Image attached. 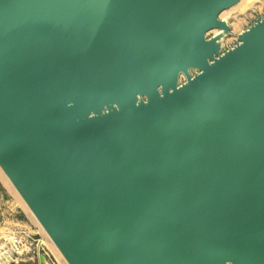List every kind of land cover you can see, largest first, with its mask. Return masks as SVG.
Instances as JSON below:
<instances>
[{"label":"water","instance_id":"1","mask_svg":"<svg viewBox=\"0 0 264 264\" xmlns=\"http://www.w3.org/2000/svg\"><path fill=\"white\" fill-rule=\"evenodd\" d=\"M237 1L0 0V167L68 264H264V15L206 37Z\"/></svg>","mask_w":264,"mask_h":264},{"label":"rangeland","instance_id":"2","mask_svg":"<svg viewBox=\"0 0 264 264\" xmlns=\"http://www.w3.org/2000/svg\"><path fill=\"white\" fill-rule=\"evenodd\" d=\"M263 15L264 0H239L232 7L222 11L219 17L225 20L230 26V30L228 34L224 35L221 47L228 48L234 45L237 42V35ZM216 30L220 29H212L206 33V37L213 36ZM182 79L183 76L181 75ZM0 177V230L5 228L12 230L15 227H19V225H23L31 232L34 239L41 241L40 251L45 255V259L41 257L40 261L31 257L33 255L32 252L17 255L12 253L10 243H3L0 240V264H67L51 238L32 217L23 200L8 186L9 183L3 176L2 171H0ZM36 244L34 242L32 246ZM2 254L5 257H2Z\"/></svg>","mask_w":264,"mask_h":264},{"label":"built area","instance_id":"3","mask_svg":"<svg viewBox=\"0 0 264 264\" xmlns=\"http://www.w3.org/2000/svg\"><path fill=\"white\" fill-rule=\"evenodd\" d=\"M0 240L3 243H10L12 253L17 255L26 254L32 252V258L40 261L41 257L45 259L44 253H41V241L34 239L31 232L27 230L23 225L15 227V229H2L0 230ZM37 243L32 246L33 243Z\"/></svg>","mask_w":264,"mask_h":264},{"label":"bare ground","instance_id":"4","mask_svg":"<svg viewBox=\"0 0 264 264\" xmlns=\"http://www.w3.org/2000/svg\"><path fill=\"white\" fill-rule=\"evenodd\" d=\"M239 1V0H238ZM237 1V2H238ZM245 1V0H244ZM236 2V3H237ZM249 2V1H248ZM235 3V4H236ZM243 3V2H242ZM245 3V2H244ZM234 4V5H235ZM240 4V3H239ZM233 6V5H232ZM231 6V7H232ZM242 6V5H241ZM245 7V6H244ZM230 8V7H229ZM228 9V8H227ZM226 10V9H225ZM224 11V10H223ZM221 13V12H220ZM220 15V14H219ZM220 18V17H219ZM222 20V19H221ZM223 21H225V20H223ZM228 25V24H227ZM229 26V25H228ZM213 29H220V28H213ZM212 30V29H211ZM211 30H209V31H211ZM229 30H230V26H229ZM229 30L228 31H226V30H224V29H220V30H216V32H215V34L212 36V37H215L216 39H217V42L219 43V45H220V48L222 49V47H221V43H222V40H223V37H224V35L225 34H228L229 33ZM208 31V32H209ZM208 32H206V33H208ZM181 75L183 76V74H180V76H179V79H180V81H179V84L181 83V82H183V81H181ZM184 79V78H183ZM0 171H2V174H3V176L5 177V179H6V181L9 183V185L8 186H10L14 191H15V193L21 198V200H23V198L21 197V195L17 192V190L15 189V187L13 186V184L11 183V181L9 180V178L6 176V174L3 172V170L1 169V167H0ZM23 203L28 207V205L25 203V201L23 200ZM28 210H29V212H30V214L32 215V217L36 220V222L40 225V227L42 228V230L44 231V232H46L45 230H44V228L42 227V225L39 223V221L37 220V218L35 217V215L33 214V212L30 210V208L28 207ZM47 233V232H46ZM49 236V235H48ZM52 240V239H51ZM54 243V242H53ZM56 246V245H55ZM58 249V248H57ZM59 250V249H58ZM61 253V252H60ZM62 255V254H61ZM63 256V255H62ZM2 257H5L4 256V254H2ZM1 259V258H0ZM67 262V261H66ZM68 264V263H67Z\"/></svg>","mask_w":264,"mask_h":264},{"label":"crops","instance_id":"5","mask_svg":"<svg viewBox=\"0 0 264 264\" xmlns=\"http://www.w3.org/2000/svg\"><path fill=\"white\" fill-rule=\"evenodd\" d=\"M0 179H1V177H0ZM2 181V180H1ZM2 183H3V181H2ZM4 184V183H3ZM4 186L6 187V185L4 184ZM7 188V187H6ZM8 189V188H7ZM9 190V189H8ZM10 191V190H9Z\"/></svg>","mask_w":264,"mask_h":264}]
</instances>
